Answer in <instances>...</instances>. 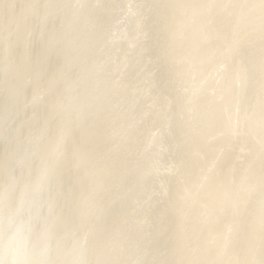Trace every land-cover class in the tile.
Listing matches in <instances>:
<instances>
[{
	"label": "bare ground",
	"instance_id": "6f19581e",
	"mask_svg": "<svg viewBox=\"0 0 264 264\" xmlns=\"http://www.w3.org/2000/svg\"><path fill=\"white\" fill-rule=\"evenodd\" d=\"M77 2L0 0V242L50 224L54 260L90 232L88 264H259L264 34L200 7L250 0Z\"/></svg>",
	"mask_w": 264,
	"mask_h": 264
},
{
	"label": "snow or ice",
	"instance_id": "6c2138e0",
	"mask_svg": "<svg viewBox=\"0 0 264 264\" xmlns=\"http://www.w3.org/2000/svg\"><path fill=\"white\" fill-rule=\"evenodd\" d=\"M87 5L79 2L73 4V8H82ZM200 7L207 9H230V8H239L241 13L235 17V23L238 25L241 20L252 16L255 19V13L258 12V19L260 23V28L262 34H264V0H250L249 3L233 5L231 3L216 4V3H207L201 5ZM245 80V74L243 71L236 75V82L242 84ZM191 95H195V90H192ZM261 117H262V126H264V82H262L261 89ZM66 138V133H61L56 142V149H59L63 146L64 140ZM50 172V166L45 162L40 169L39 176L33 185L30 187L38 190L47 180V177ZM15 182L13 181L10 187H14ZM17 214V210L10 211L9 219L11 220ZM18 235V230L11 231L9 235V242L5 246V254L10 256V260H0V264H88V261L83 259L86 254V244L90 236V232H83L80 237L77 245L72 250L73 259L70 260H54L50 259V256L53 253V247L51 243L52 235V225L45 224L42 225L39 232L36 234V242L30 250H21L20 247L13 246V241ZM261 248L262 255H264V214L261 217ZM135 264H149L146 261H136ZM233 264H253L251 261H236ZM259 264H264V258H262Z\"/></svg>",
	"mask_w": 264,
	"mask_h": 264
},
{
	"label": "water",
	"instance_id": "95a60500",
	"mask_svg": "<svg viewBox=\"0 0 264 264\" xmlns=\"http://www.w3.org/2000/svg\"><path fill=\"white\" fill-rule=\"evenodd\" d=\"M13 230H16L15 227L10 228V232H8V235H10L11 231H13ZM8 242H9V240L4 239L2 242H0V246L5 248V246L8 244ZM12 243H13V246H14L15 243L14 242H12ZM16 246L17 245H15L14 247H16ZM2 251H4V249H2Z\"/></svg>",
	"mask_w": 264,
	"mask_h": 264
}]
</instances>
